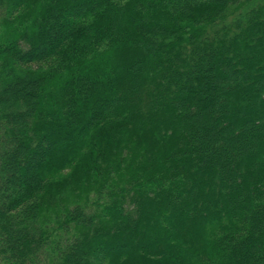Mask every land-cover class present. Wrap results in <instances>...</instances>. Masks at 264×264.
<instances>
[{
	"label": "trees",
	"instance_id": "1",
	"mask_svg": "<svg viewBox=\"0 0 264 264\" xmlns=\"http://www.w3.org/2000/svg\"><path fill=\"white\" fill-rule=\"evenodd\" d=\"M0 263L264 264V0H0Z\"/></svg>",
	"mask_w": 264,
	"mask_h": 264
},
{
	"label": "rangeland",
	"instance_id": "2",
	"mask_svg": "<svg viewBox=\"0 0 264 264\" xmlns=\"http://www.w3.org/2000/svg\"><path fill=\"white\" fill-rule=\"evenodd\" d=\"M0 264H4V263H0Z\"/></svg>",
	"mask_w": 264,
	"mask_h": 264
}]
</instances>
